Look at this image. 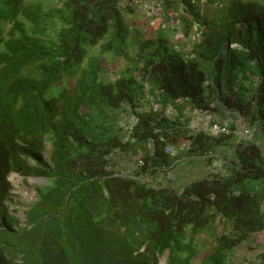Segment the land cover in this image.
Instances as JSON below:
<instances>
[{
    "label": "trees",
    "instance_id": "obj_1",
    "mask_svg": "<svg viewBox=\"0 0 264 264\" xmlns=\"http://www.w3.org/2000/svg\"><path fill=\"white\" fill-rule=\"evenodd\" d=\"M138 1L156 32L131 57L124 13ZM179 28L199 34L189 53L168 40ZM106 53L127 60L107 81ZM55 84L58 96H48ZM182 100L178 115L166 117L165 107ZM153 101L162 108L136 109ZM187 107L229 109L264 136V0H62L48 9L0 0V264H160L166 252L167 264H192L209 243L204 264H233L234 251L264 230L262 148L233 135H189ZM133 113L138 141L123 145L119 121ZM159 132L190 140L193 154L231 147L229 174L153 187L109 171L116 148L143 151L146 168L171 163ZM12 172L49 182L37 188L24 225L8 209ZM226 219L229 232L214 235ZM245 264H264V249Z\"/></svg>",
    "mask_w": 264,
    "mask_h": 264
},
{
    "label": "rangeland",
    "instance_id": "obj_2",
    "mask_svg": "<svg viewBox=\"0 0 264 264\" xmlns=\"http://www.w3.org/2000/svg\"><path fill=\"white\" fill-rule=\"evenodd\" d=\"M62 0H24L25 4L28 5H36L38 3H42L44 9H48L51 7H60ZM224 2H229L230 0H223ZM197 6L201 8L203 11L202 13L208 16H211L212 10L210 9L209 5L206 3H198ZM205 6V8L203 7ZM179 12L173 13L174 16L178 18L179 15H181L184 10L183 6H179ZM133 11L126 10L124 13L125 21L127 25L129 26V37L126 45V50L129 54V56L134 57L137 53L139 43L141 39H146L148 37H151L156 32V26L153 24L152 21L148 19L147 16V7L142 2H135L133 4ZM179 19V18H178ZM179 24V21L177 22ZM180 26V24H179ZM52 29H50L51 31ZM179 32V33H177ZM181 28L173 30L169 29L168 31V40L175 48L179 49L180 51H185L189 53L192 49L193 41L199 40V34H196V32L191 31L189 33V36L182 35ZM51 33V32H50ZM100 46L97 45L96 47H88L89 55L95 54L99 51ZM104 58V65L102 72V77L104 80H112L114 79L121 69H124L127 60L123 57H119L113 53H106V55L103 56ZM87 64V59L85 62ZM80 74V70H77L75 78H78ZM67 78H65L62 83L63 87L64 83ZM59 84V83H58ZM58 84H55L51 91L49 92L48 96L56 97L58 96L59 92L52 94V90L56 87H59ZM61 85V86H62ZM61 88V87H60ZM177 100V99H176ZM185 100L179 101L178 105L176 106L173 103H169L165 110L171 107V110L174 111L172 114V117H175V115H178V108L184 105ZM178 107V108H177ZM159 108V107H158ZM162 108V106H161ZM188 108V107H187ZM184 109V113H185ZM166 115V114H165ZM166 117H168L166 115ZM255 142L259 144L262 148V152L264 155V136L261 133H257V137L255 138ZM51 142L48 141V146L46 149V156L50 155L51 151ZM217 150L222 162H224L225 166L228 165V163L232 160L234 156L233 149L231 147L226 146H220L215 148ZM205 155V154H204ZM201 153H194L192 156L189 155V159H186L185 163H181L177 170V179L174 182L175 186L183 187L186 183L192 181L195 178L202 177L209 173V160L204 157ZM123 170V169H122ZM180 174L178 175V173ZM9 180L12 183V198L8 202V209L11 211L14 215L17 216V219L19 220V223L21 225H24L25 223V212L28 209L29 205L36 201L37 199V188L49 184L48 180L46 178H42L36 175H24L20 172H13ZM230 221L226 219V221H221L220 223L215 225V230L213 231L214 235L221 236L223 234H226L230 230ZM206 236L203 237L205 239ZM209 241H212L211 239H208ZM264 249V230L258 233L253 234L250 237V240L246 243H243L241 246H239L233 253L231 262L233 264H245L249 261H255L257 260V255ZM212 251L211 243H209L205 248L201 250L199 255L196 259L193 260L192 264H204V258L210 254ZM167 252L165 255H163L160 258V264H166V258H167Z\"/></svg>",
    "mask_w": 264,
    "mask_h": 264
},
{
    "label": "built area",
    "instance_id": "obj_3",
    "mask_svg": "<svg viewBox=\"0 0 264 264\" xmlns=\"http://www.w3.org/2000/svg\"><path fill=\"white\" fill-rule=\"evenodd\" d=\"M208 83V81L206 82ZM146 97L150 95L146 89ZM160 102L153 101L145 107H138L140 113L151 111L152 108L160 107ZM129 108V107H128ZM174 113L171 107L165 110V114L172 116ZM185 115L188 118L189 135L204 133L210 136L233 135L237 141L254 140L257 134V128L248 125L242 118L238 117L229 109H222L221 112L202 108H187ZM139 121V115L131 114L127 118L119 121L122 129L123 145L136 144L138 138L135 134V128ZM160 142L163 143L164 153L169 155L174 161L170 164L159 163L156 165L148 164L146 168V158L143 151L138 150L133 154L132 151H121L119 148L112 150L108 156L110 170L116 171L123 176L135 178L142 183L158 186L166 185L176 179V167L184 158L183 153L191 151L190 140H185L180 145L169 141L163 134L159 133ZM147 152L153 156L156 152V140L151 137L147 141ZM204 157L209 160L210 173L212 175L227 176L229 174L224 162H222L217 150H210L205 153ZM123 169V170H122Z\"/></svg>",
    "mask_w": 264,
    "mask_h": 264
},
{
    "label": "clouds",
    "instance_id": "obj_4",
    "mask_svg": "<svg viewBox=\"0 0 264 264\" xmlns=\"http://www.w3.org/2000/svg\"><path fill=\"white\" fill-rule=\"evenodd\" d=\"M8 26L6 25V28H7ZM164 113H165V110H164ZM185 114V113H184ZM168 116V115H167ZM177 115H175V117H176ZM175 117H172V116H168V118H171V119H174ZM187 118V117H186ZM188 119V118H187ZM189 122V121H188ZM187 126H188V123H187V125H186V128H185V130L187 129ZM159 133H161V132H159ZM136 134V133H135ZM162 134V133H161ZM159 137V136H158ZM138 138V137H137ZM167 138V137H166ZM184 138V137H183ZM168 139V138H167ZM121 140H122V138H121ZM159 140V139H158ZM169 140V139H168ZM169 141H171V140H169ZM173 142V141H172ZM184 142V141H183ZM183 142H181V143H183ZM176 144H178V145H180L181 143H177V142H175ZM192 146V145H191ZM210 150H215V148L214 149H210ZM210 150H208V151H210ZM129 151H132V150H127L126 152H129ZM207 151V152H208ZM206 153V152H205ZM205 153H203V155L205 154ZM167 155V154H166ZM189 155H193V151H192V149H191V151L190 152H188L187 154H184L183 153V155H182V157L184 158L180 163H178V165H177V167H176V179H177V170H178V167H179V165L183 162V161H185L186 162V159H189ZM171 158V157H170ZM172 159V162L174 161V159L173 158H171ZM171 162V163H172ZM185 162H183V163H185ZM165 164H167V163H165ZM168 164H170V163H168ZM226 167V166H225ZM109 171H112V170H110V167H109ZM113 172H115L116 173V171H113ZM13 173V172H12ZM11 173V174H12ZM209 173H210V171H209ZM116 175H121L120 173H116ZM123 176V175H122ZM10 177V176H9ZM175 179V180H176ZM174 180V181H175ZM169 183H171V182H169ZM168 184V183H167ZM147 185V184H146ZM149 186H151V185H149ZM162 186H164V184H160V185H158V186H153V187H162ZM11 212V211H10ZM167 264V263H166Z\"/></svg>",
    "mask_w": 264,
    "mask_h": 264
},
{
    "label": "bare ground",
    "instance_id": "obj_5",
    "mask_svg": "<svg viewBox=\"0 0 264 264\" xmlns=\"http://www.w3.org/2000/svg\"><path fill=\"white\" fill-rule=\"evenodd\" d=\"M121 131V130H120ZM122 136V135H121ZM146 144H147V142H146Z\"/></svg>",
    "mask_w": 264,
    "mask_h": 264
},
{
    "label": "crops",
    "instance_id": "obj_6",
    "mask_svg": "<svg viewBox=\"0 0 264 264\" xmlns=\"http://www.w3.org/2000/svg\"><path fill=\"white\" fill-rule=\"evenodd\" d=\"M180 174V172L178 173V175Z\"/></svg>",
    "mask_w": 264,
    "mask_h": 264
}]
</instances>
